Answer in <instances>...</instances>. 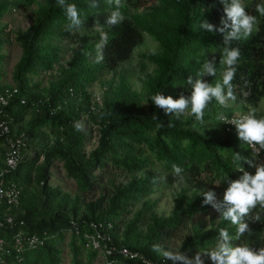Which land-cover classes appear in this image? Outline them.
I'll return each instance as SVG.
<instances>
[{
  "label": "trees",
  "instance_id": "obj_1",
  "mask_svg": "<svg viewBox=\"0 0 264 264\" xmlns=\"http://www.w3.org/2000/svg\"><path fill=\"white\" fill-rule=\"evenodd\" d=\"M67 2L79 10L84 22L79 30L68 29L57 0H0V23L13 9L36 6L32 24L14 31L13 37L7 24L0 27V91L17 89L0 107V121L8 124L9 134L23 132L29 138L25 157L3 177L17 184L20 195L17 204L0 206L4 240L0 264H97L98 260L100 264H172L153 251V245L193 259L197 252L215 247L220 229L235 236L236 226L222 218L211 228L192 219L211 209L204 204L203 193L213 191L223 198L228 186L223 181L243 174L234 162L235 153L241 155L244 170L255 174V168L244 162L252 156L250 149L236 138V130L225 132L217 115L235 113L237 108L231 105L237 104L241 112L264 117V110L257 108L264 100V16L256 11L260 0H241L257 22L249 37L231 45L241 53L233 80L236 100L227 106L213 100L204 110L202 124L190 114L166 115L151 97L159 92L173 99L190 97L188 78H197L203 63L213 56L217 74L203 80L213 85L222 81L223 34L199 27L203 20L215 29L221 27L225 14L220 0H121L124 20L114 27L106 24L115 8L108 0H97L94 8L89 0ZM101 32L108 34L109 43L104 60L96 63ZM145 34L157 49L139 55L136 69L150 67L141 90L133 89L122 72L100 80L105 70L131 57ZM13 40L22 54L9 84L1 82L7 58L3 45ZM96 81L103 90L101 100L89 91ZM83 117L95 126L94 148H88L91 137L78 126ZM5 140L0 135V169L5 166ZM173 165L184 170L185 180L171 211L159 214L158 199L151 196L160 184L176 183ZM55 168L74 181V193L51 183ZM111 174L127 179L117 183ZM217 181H221L218 187ZM257 214L259 221L245 217L249 232L233 240V246L264 248V210L257 208L252 215ZM92 225L110 234L109 243L115 248L111 254L86 246ZM184 230L180 243L172 244ZM123 247L128 255L121 252ZM203 259L211 264L208 257Z\"/></svg>",
  "mask_w": 264,
  "mask_h": 264
},
{
  "label": "clouds",
  "instance_id": "obj_2",
  "mask_svg": "<svg viewBox=\"0 0 264 264\" xmlns=\"http://www.w3.org/2000/svg\"><path fill=\"white\" fill-rule=\"evenodd\" d=\"M57 3L64 9L69 21V30H79L83 27L84 22L75 4L68 3L67 0H57ZM108 3L113 4L115 8L107 17L106 24L114 27L124 20L120 11L121 0H108ZM220 3L223 4L225 14L221 18V27L215 29L206 20H203L199 27L208 32L215 30L223 34V56L219 61L224 66L222 81L213 85L203 80L205 76L215 77L217 74L215 57L213 56L211 60L207 59L198 77L195 79L189 77L187 80V84L191 87L190 97L181 95L179 99H173L171 96L165 97L160 92L151 97L153 104L163 109L166 115L174 114L176 117H181L190 114L202 124L204 110L213 100L220 106H227L229 101L236 100L233 80L236 77L241 53L238 47L231 45L233 41L249 37L257 21L255 16L248 14L241 0H220ZM89 6L98 7L97 0H89ZM12 11L15 12L14 9ZM256 11L264 16V0L256 5ZM108 43V34L101 32L100 39L95 45L96 63L104 60L103 53ZM217 120L235 126L239 140L246 144L252 153L251 158L244 159V162L255 168L254 175L245 171L239 163L242 159L241 155L235 153L234 162L239 172L243 174L237 180L223 181L227 182L228 186L222 200H217L213 191L203 193L204 204L211 205L220 214V218L236 226L235 236L230 235L226 228L220 229L215 247L202 253L197 252L193 259H189L180 251L165 250L159 244L153 245V251L172 264H205L203 257H208L211 264H264V248L254 251L244 244L233 246L232 243L233 240H240L246 232H249V226L244 222L245 217L251 216L253 220L259 221L260 215L252 214L257 208L264 210V162H258V158L264 152V117L257 118L254 111L238 119H229L223 113H219ZM183 172L180 166L173 165L172 174L177 183H184ZM220 183L221 181H217L216 186L218 187Z\"/></svg>",
  "mask_w": 264,
  "mask_h": 264
},
{
  "label": "rangeland",
  "instance_id": "obj_3",
  "mask_svg": "<svg viewBox=\"0 0 264 264\" xmlns=\"http://www.w3.org/2000/svg\"><path fill=\"white\" fill-rule=\"evenodd\" d=\"M35 7L36 6L34 5L30 7L29 9H26L25 11L12 12L11 14L5 16L2 19V22L0 23V27H2L3 24H7L8 27L6 30L9 29L8 31H12L11 36L13 37L14 31H17L19 29H25L32 24L31 16L34 15L32 8H35ZM151 39L152 38L150 36L145 34L143 43H141L134 49L131 57H129V59L125 60L124 62H122L116 68L105 70V72L100 76V80L110 79L114 77V75L116 78V75L122 72L126 75L133 89L140 91L142 88L141 80L145 77V74L147 73V71L150 70V67L147 69V71L146 70L138 71L136 69V64L138 62V58L141 53L150 52V51L152 52L157 49L156 48L157 43L155 44V42ZM72 45L76 46V44H72ZM3 50L7 53V58L3 62L4 73L2 74L1 82L12 84V72L14 69V65L19 60L22 54V50H21L20 45L16 43L14 40L11 43H4ZM70 54H71L70 52L67 53L66 57L68 58ZM89 91L93 94V97L95 99L101 100V97L103 95L102 94L103 90H102V87L99 81H96L92 86H90ZM231 106L237 108L236 110H234V112H241V110L239 109V105L232 104ZM257 108L260 111L264 110V100H261L259 102ZM78 126L81 128H84L91 137L90 138L91 144L88 146V148L89 149L94 148L96 145V140H97V133H96L95 126L90 124L84 117L78 122ZM236 136H237L236 138L239 139L238 133ZM52 174L53 176L51 178V183L53 185L60 186L63 190L69 191L71 193L75 192L74 181L68 178L64 174V171L62 169L55 168L52 171ZM109 177L112 178L117 183L121 181H125V179H127L124 176H120L116 174L114 175L111 174ZM182 185L183 183H177V182L173 184H169V185L160 184L158 191L151 196L152 199H158L156 211L159 214L167 215L171 211L174 205L173 198L175 196V193L176 191L179 190L180 186ZM215 194H216L217 200H222L221 195L219 193H215ZM93 195L97 196L98 192L93 193ZM219 220H220V214L216 212L212 207L207 213H200L192 219L194 223L198 221H204L206 228H211L212 225L216 224ZM184 232L185 230L180 232L178 236L173 239L172 244L178 245L182 238L180 236H182ZM97 264H100L99 260L97 261Z\"/></svg>",
  "mask_w": 264,
  "mask_h": 264
},
{
  "label": "built area",
  "instance_id": "obj_4",
  "mask_svg": "<svg viewBox=\"0 0 264 264\" xmlns=\"http://www.w3.org/2000/svg\"><path fill=\"white\" fill-rule=\"evenodd\" d=\"M17 92V89L14 88L13 92L0 91V107L6 105L9 100L12 98L13 94ZM249 112H235L233 114L228 115L229 119H238L240 116L244 114H248ZM221 122V121H220ZM222 123V122H221ZM224 130L226 133L230 131L236 130L235 126L228 123H222ZM9 126L5 121H0V135L6 136L5 144L7 146V150L4 155V164L5 166L0 169V206L2 204L10 205L12 203L17 204V200L20 195V190L17 187L16 183H12L10 181L5 180L4 175L15 168L19 162L25 157L26 153L29 149V138L28 136L21 132L19 134H9ZM237 132V131H236ZM251 153V150H250ZM252 155V153H251ZM264 162V152L261 153L258 158V162ZM251 174L250 171L247 170ZM7 221L11 222L12 217H7ZM94 232L91 234L86 233L88 236V241L86 242V246L93 249L103 250L106 254H111L114 251V246L111 242V236L107 231L99 230L95 225H92ZM17 238L20 239V235L17 234ZM18 241V239H17ZM4 240L0 237V248L3 246ZM19 250V249H18ZM121 252L124 255H128L129 251L127 248H122ZM150 264V263H148Z\"/></svg>",
  "mask_w": 264,
  "mask_h": 264
}]
</instances>
